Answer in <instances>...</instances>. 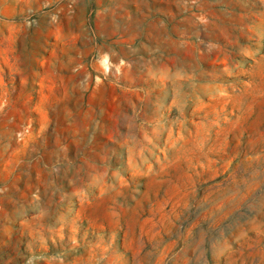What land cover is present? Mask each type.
I'll list each match as a JSON object with an SVG mask.
<instances>
[{
	"label": "rangeland",
	"instance_id": "obj_1",
	"mask_svg": "<svg viewBox=\"0 0 264 264\" xmlns=\"http://www.w3.org/2000/svg\"><path fill=\"white\" fill-rule=\"evenodd\" d=\"M0 264H264V0H0Z\"/></svg>",
	"mask_w": 264,
	"mask_h": 264
}]
</instances>
